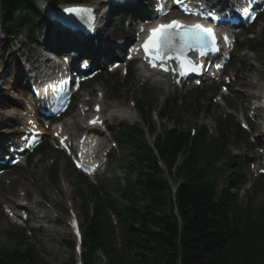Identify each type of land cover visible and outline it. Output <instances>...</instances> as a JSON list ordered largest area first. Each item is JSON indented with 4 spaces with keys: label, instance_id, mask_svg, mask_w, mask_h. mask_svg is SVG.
Wrapping results in <instances>:
<instances>
[{
    "label": "trees",
    "instance_id": "trees-1",
    "mask_svg": "<svg viewBox=\"0 0 264 264\" xmlns=\"http://www.w3.org/2000/svg\"><path fill=\"white\" fill-rule=\"evenodd\" d=\"M0 1L9 33L17 13L37 14L32 0ZM142 132L136 126L125 138L136 157L131 169L136 179L131 177L121 193L130 203L124 205L116 196L110 199L122 229L120 247L112 243L101 199L93 189L76 188L84 217L85 264H264V212L258 219L244 216L228 195L215 194L203 135L191 139L179 129L164 127L154 144L157 156L149 144L137 139ZM160 161L172 180H184L175 197ZM66 244L71 255L63 264H76L74 240ZM15 250L0 248V264H50Z\"/></svg>",
    "mask_w": 264,
    "mask_h": 264
},
{
    "label": "rangeland",
    "instance_id": "rangeland-1",
    "mask_svg": "<svg viewBox=\"0 0 264 264\" xmlns=\"http://www.w3.org/2000/svg\"><path fill=\"white\" fill-rule=\"evenodd\" d=\"M57 4H63L64 2L62 0H57ZM109 19H113V22L110 24V28H115L116 32L119 33V30L122 28V22H121V17L116 19L114 16H112V12L108 14ZM112 25V26H111ZM24 31V44H22V48L24 52H28L30 49H32L33 46H37L38 44L34 43V41H28L25 37V34L28 32V29L30 27L28 25L23 26ZM54 35H58L57 32L53 29L50 31H45V30H37V33L35 36H39L37 39L39 41H42L44 37H52ZM4 44V41L0 39V46ZM16 48L13 51L14 55H21L22 54V49H18V46L15 45ZM40 50H43L42 47L39 48ZM244 50V49H243ZM240 51V52H239ZM239 54L241 53V50L239 48ZM23 52V53H24ZM260 64L261 67L259 69H246V71H241L239 73V79L237 78V82L231 86L230 89H233L234 92H237L238 94H243L246 99H255L254 97L258 93L257 90L261 88V86L264 84V55H257L256 58ZM251 62V59L248 61L246 60V65ZM247 68V67H245ZM237 67H230L231 72H235ZM6 75L4 76L3 79V85L5 87L10 84L9 89L7 91V95L9 92V96L13 100H17L16 98L19 97V94L17 92V86L15 82L9 83L10 78L8 77L7 72H5ZM136 74L131 71V80H133V83H131V93H130V98L131 99H138L140 96H146L150 102H156V106L158 109H161L164 112H171L173 109L178 111V114L176 116V125L182 129H191L193 121L191 118L180 112V107L177 106L179 98L176 96L172 97L168 94V92L163 91L162 93H157L155 91V87H153L151 84H149V88H141L139 85L138 79L135 77ZM101 82V81H100ZM99 83V82H98ZM95 84L93 86V89L98 92V91H103L108 97L111 94L110 87L107 86L109 83L108 78L103 79V83H100L101 86ZM120 82L114 81V84L117 85ZM12 87V89H10ZM151 88V89H150ZM206 93L205 89L199 90L198 96L201 97L203 94ZM251 96V97H250ZM250 97V98H249ZM120 101H123L122 99ZM233 102L236 104V101L233 100ZM110 104V107L116 106L117 103L112 102L111 100L108 101ZM205 108L208 106V109L204 110L202 115L199 117L200 124H206L211 130L216 129V124H215V119L214 115L217 113V111L221 110L224 111L226 110V107L223 106L221 109L220 107H213L208 101L204 102ZM121 106H128L127 101L125 104H120ZM237 108L241 109V112L246 115L247 111L250 112V108L246 107L244 103L242 102H237ZM13 110V109H11ZM169 124V123H168ZM172 126V124H169ZM261 128V127H260ZM43 161L44 163H40ZM38 162V165H35L32 167V170H20L19 174L13 175L10 177H7V179H12L16 176H20V180L17 182L19 183H32V187L35 190L32 198H33V204L31 206L32 209V214H31V220L29 226L31 228L35 229L36 235L33 236L35 239V243L32 245L35 251L37 252L38 255H40L42 258L46 259L49 262H52L53 264H62L67 258H69L70 253L67 248L63 247L60 244V241L63 238L70 239L71 237V231L68 227V222L70 219V214L66 215V213H63L61 209L56 207V210L59 213L60 218H55V213L50 211L46 203H49L50 205L54 204H61V203H66L67 201H70L71 207L73 206L74 212L77 214L79 217V221L81 219V213L79 212L77 206H78V200L75 198L74 190H73V184L77 182V179L73 177L69 173V168H68V163L64 158L60 159V164H59V169H60V174H61V179H64L67 183V191L63 192L61 188V185L59 182L56 184H52L49 181V170L46 168V162L44 159ZM111 171H114V168L111 169ZM110 172V171H109ZM32 173V174H31ZM113 174L110 173V177H112ZM248 183H246L243 187V190H246L250 184L256 183V186H258V191L259 194L257 193L256 196H258L257 200L253 199L255 204H259L262 201H264V181L262 182H257L258 179H256L254 176L250 177L248 179ZM3 190H7L5 194H9L8 190L5 186L2 187ZM248 193V191H246ZM255 196V197H256ZM239 199L243 202L244 198L242 196H239ZM37 202V203H36ZM45 202V203H44ZM67 205V204H66ZM68 206V205H67ZM257 207L252 208L253 211H257ZM82 220V219H81ZM2 222V221H0ZM81 222V221H80ZM1 226L3 224H0ZM6 229H1L0 230V241L1 245L3 246H10L12 243L10 242L11 240L8 238L6 235Z\"/></svg>",
    "mask_w": 264,
    "mask_h": 264
},
{
    "label": "snow or ice",
    "instance_id": "snow-or-ice-1",
    "mask_svg": "<svg viewBox=\"0 0 264 264\" xmlns=\"http://www.w3.org/2000/svg\"><path fill=\"white\" fill-rule=\"evenodd\" d=\"M179 2V0H177ZM65 13L86 16L90 20H94L93 9L85 6H73L68 7L63 10ZM151 35L144 44V51L146 57H151L150 63L152 67H157V61H163L169 58V53H183L186 50H191L194 47L197 49H211L215 50L212 46L215 41L214 31L211 28H206L203 25H185L178 20H173L168 24H162L158 28L151 30ZM201 55L205 52L201 51ZM176 58H179L177 56ZM159 66L163 70V63ZM188 68V70H196L192 67V61L188 60L186 65L183 67Z\"/></svg>",
    "mask_w": 264,
    "mask_h": 264
},
{
    "label": "bare ground",
    "instance_id": "bare-ground-1",
    "mask_svg": "<svg viewBox=\"0 0 264 264\" xmlns=\"http://www.w3.org/2000/svg\"><path fill=\"white\" fill-rule=\"evenodd\" d=\"M138 1H140V0H137L136 2H130V4H127V5H124V6H126L127 7V10H130V11H132L134 14H139V15H145V14H149L150 12H151V10H150V6H149V4H146V6H144L143 8H140L137 12L135 11V9H134V7L135 6H137L138 4ZM211 1H213L214 2V4L216 5V3H217V0H211ZM140 3V2H139ZM218 4V3H217ZM110 7H113V6H110ZM118 11V7H113L112 9H109V10H107V12H105L103 15H102V17L100 18V21H102V19L104 18V16L108 13V14H110L111 12H112V14H114V13H116ZM43 20H45V18H43L41 21L43 22ZM222 25H224V26H227V23L224 21V20H222L221 22H220ZM102 25L103 24H105V22L104 21H102V23H101ZM56 25H58V26H60V24H58V23H56ZM103 30V29H102ZM80 33L79 32H74L72 35H71V37H76V36H78ZM66 37H70V35H67ZM59 37H57V36H53L52 37V40H54L53 42H58V41H62L63 42V40H66V38L65 37H60V39H58ZM67 40H68V38H67ZM61 42V43H62ZM65 42H67V41H64V44H65ZM114 44V42L110 45V48H111V46ZM60 44H57L55 47L53 46V45H49V46H47L46 47V49H48L49 50V53H53V48H56L57 49V46H59ZM64 47H65V45H63ZM95 50L93 51L95 54H101V53H103V51L102 50H104V48H105V45L104 44H102V42L101 41H98L97 43H95L93 46H92ZM36 48V50L38 49V47L36 46L35 47ZM39 51L37 52L39 55H41V56H43V55H45V54H48V52H45V51H41L40 49H38ZM54 58H56V56H54ZM59 59H62L64 62L65 61H67V60H65V59H63V58H59ZM48 61H49V56H48V59H47ZM47 62V61H46ZM92 67H95V64H94V62H93V66ZM1 76H3V73H1ZM78 78V77H77ZM21 79H29V76L27 77L26 76V78H17L16 80L18 81V80H20V81H22ZM167 86H170V83L168 82V81H166V82H162L161 84H160V88H158V93H162L163 92V90H165V88H167ZM7 89H9V87L7 88ZM10 89H12V87H10ZM169 93H171L170 91H169ZM0 100H1V102H2V104H4L5 105V107H7V105L10 103V101L7 99V97H5V94H4V96L1 94V96H0ZM17 103H19V101L17 102ZM21 116V115H20ZM115 116H117V117H124V118H127V119H130V120H132V119H134L135 117H136V115H135V113L134 112H132V111H130L129 109H122V110H115ZM12 119H19V114H17L16 112H13V111H11V110H8V109H5L4 110V120H6V121H10L11 122V120ZM25 122H27V118L24 120ZM5 134H10L8 131H6V130H1L0 131V136L1 135H5ZM6 138H8L7 136H5ZM5 138V139H6ZM91 164H93V162H91ZM2 170V169H1Z\"/></svg>",
    "mask_w": 264,
    "mask_h": 264
}]
</instances>
